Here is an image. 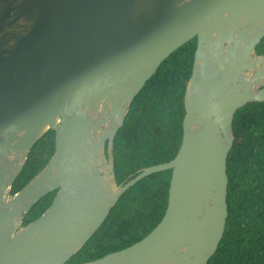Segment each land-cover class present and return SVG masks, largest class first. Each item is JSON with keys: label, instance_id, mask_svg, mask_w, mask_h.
Returning <instances> with one entry per match:
<instances>
[{"label": "water", "instance_id": "1", "mask_svg": "<svg viewBox=\"0 0 264 264\" xmlns=\"http://www.w3.org/2000/svg\"><path fill=\"white\" fill-rule=\"evenodd\" d=\"M263 37L264 0H0V264H65L124 192L166 170L167 206L152 231L82 264H208L228 214L234 114L264 101ZM193 38L176 155L116 185L114 138L134 97ZM49 130L51 157L11 196Z\"/></svg>", "mask_w": 264, "mask_h": 264}, {"label": "trees", "instance_id": "2", "mask_svg": "<svg viewBox=\"0 0 264 264\" xmlns=\"http://www.w3.org/2000/svg\"><path fill=\"white\" fill-rule=\"evenodd\" d=\"M196 38L172 52L134 97L115 135L116 185L143 168L174 158L181 143L183 97L191 75ZM264 54V37L256 46ZM233 145L226 160L228 214L223 236L208 264H264V101L238 109L232 121ZM54 151L47 131L31 148L10 195L46 164ZM171 170L152 173L124 192L105 221L65 264H82L124 249L145 237L160 222L167 206ZM55 191L42 197L22 225L39 217Z\"/></svg>", "mask_w": 264, "mask_h": 264}]
</instances>
